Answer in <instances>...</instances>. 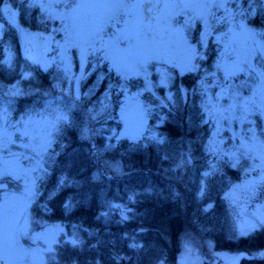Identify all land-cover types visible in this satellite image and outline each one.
Listing matches in <instances>:
<instances>
[{
	"label": "trees",
	"instance_id": "16d2710c",
	"mask_svg": "<svg viewBox=\"0 0 264 264\" xmlns=\"http://www.w3.org/2000/svg\"><path fill=\"white\" fill-rule=\"evenodd\" d=\"M6 1L27 33L55 42L61 37V21L50 18L54 13L46 7H30L29 0H0V109L13 121L35 112L45 117L52 110L64 112L70 121L59 126L47 147L41 162L46 172L30 208L33 218L64 228L46 264H68L73 258L76 264H177L180 237L188 228L212 238L217 250H264V228L230 238L233 222L226 219L224 193L238 179L235 168L219 164L200 194L212 160L206 154L211 128L196 91L200 71L175 72L171 99L162 88L141 96L149 107L152 136L117 139L122 128L118 109L139 80L122 79L107 62L92 56L82 70L77 47L69 52L74 71L69 80L57 65L42 67L26 55L19 31L4 16ZM254 20L259 27L260 18ZM11 85L19 91L15 96L6 95ZM73 238L78 245L69 243ZM133 242L142 247H129ZM241 264H264V259Z\"/></svg>",
	"mask_w": 264,
	"mask_h": 264
},
{
	"label": "snow or ice",
	"instance_id": "6c2138e0",
	"mask_svg": "<svg viewBox=\"0 0 264 264\" xmlns=\"http://www.w3.org/2000/svg\"><path fill=\"white\" fill-rule=\"evenodd\" d=\"M29 6L45 8L43 3ZM56 7L62 11L55 15L49 13V16L61 21L64 43L58 44V48L62 59L70 47H77L80 50L82 70L84 60L92 56L97 62H107L126 81L132 73L143 77L145 90L149 91L155 86L149 79V69H156L160 77L159 84L165 87L171 80L169 68L178 67L181 74L199 72L197 61L204 57L198 45L203 44L205 37L210 35L208 29L213 21L226 25L227 31L221 35L225 51L218 58L216 71L206 72L205 78L200 81L204 89L202 95L205 97L201 107L208 116L205 123L214 121L218 130L222 123L240 122L241 133L237 136L233 131L231 139L235 143L230 151L221 153L212 142L208 149L214 156L227 158L233 167L244 157L252 160L253 164L260 160V170L264 171V148L261 147L264 141H258V136H264V129L257 132L258 126L250 119L257 111L264 112V102L259 105L256 102L257 90L264 94V0H62ZM218 12L222 14L218 16ZM256 17L261 20L259 27L252 26L255 23L253 18ZM200 26H203L204 31L200 32L199 40L193 43L189 33L199 31ZM237 36L244 37L239 48L235 43ZM177 50L183 54L180 61L174 56ZM221 70L222 77L218 75ZM208 76L213 78L211 85L207 83ZM237 79L239 83H236ZM209 87L220 90L212 96L207 91ZM121 88L124 90L123 85ZM180 91L184 92L183 89ZM245 92L249 94L245 95ZM34 116L44 125L39 136L29 128V124L36 122ZM121 118H124L123 109ZM69 122L68 116L59 110H52L47 117L35 112L27 114L13 125L10 135L0 134V152L16 161L15 165H10L5 160L3 166H0V193H3L0 197V264H28V258L35 249L25 247L22 242L27 238L35 245L39 238L26 232L25 227L17 221L16 210L10 205L14 196L9 191V185L14 180L23 179L26 169L22 166V160L31 162L35 156H40L51 143V136L60 130L59 126ZM142 134L141 126L137 135ZM120 135L123 133L117 135V139ZM14 146L17 149H29L34 156H25L23 153L18 155L12 151ZM209 168L215 171L216 165L209 164ZM36 170V167L31 169L33 172ZM252 170L257 169L253 167ZM41 171L46 172V169L41 166ZM209 175L208 171L203 173L205 178ZM26 190L34 194V182L32 187L26 185ZM203 190L202 182L201 195ZM124 218L127 219V216L124 215ZM257 226L264 228V221L252 224L249 231ZM248 234L240 232L241 236ZM69 243L76 246L79 241L73 238ZM129 247L140 248L142 245L133 242ZM43 252L51 254V245L44 248ZM260 255L264 257V252ZM68 264H76L75 259H71Z\"/></svg>",
	"mask_w": 264,
	"mask_h": 264
},
{
	"label": "rangeland",
	"instance_id": "374dc122",
	"mask_svg": "<svg viewBox=\"0 0 264 264\" xmlns=\"http://www.w3.org/2000/svg\"><path fill=\"white\" fill-rule=\"evenodd\" d=\"M28 2L29 4L43 3L46 8L53 11L54 15L58 11H62V9L56 7V5L62 3V0H29ZM49 5L52 7H48ZM2 10L7 20L15 25L19 31L20 38L25 45V53L28 57L37 61V63H39L42 67H45V65H57L63 74H65V76L68 78V80L70 77L74 76V71L70 66L69 57V52L72 47L68 49L63 59L61 58L60 49L58 48V44L64 43L63 32L61 33L60 40L57 38V41L55 42H52L51 40L49 41V39H51L49 36L44 38L43 35L30 32L27 33L22 30L17 25V14L8 1L2 5ZM221 14L222 13L220 12L217 13L218 16ZM1 31L2 24L0 23V35ZM202 31H204L203 26H200L199 31H191L189 33V39L193 43H196V41L199 40L200 32ZM208 31L210 32V35L205 37L203 44L198 45L199 52L204 57L202 60L197 61L200 65L201 72L200 79L197 82V85H199L198 89L196 87V91L200 92V106L202 101L205 100V97L202 95L204 89H202L200 81L205 78L206 72L212 73L216 71L215 65L218 62V58L220 57L221 53L225 51V42L221 40V35L223 32L227 31V26L216 24L213 21ZM195 35L197 37L196 40H194ZM243 42V36L235 37L237 48H239ZM174 56L177 61H180L183 54L177 50L174 53ZM149 71L151 73L149 79L155 85L150 91L145 90V82L143 77H137L134 73L131 74L130 79L137 78L139 80V85H137L131 94L126 96V98L123 100L124 102L121 103L120 108L118 109V119L122 123V128L119 130L117 135L123 133V135H120L119 137L126 136L130 139H138L144 136H152V131L149 130V107L145 105V101L141 98V96L146 92H153L155 94L157 93L158 89L162 88L165 95L169 98V96H171L170 87L172 86L176 77L175 74L178 73L180 76H183L185 74L191 73L185 72L184 74H181L178 67L175 69L169 68L168 71L171 76V80L168 86L165 87L159 84L160 77L156 69L152 68L149 69ZM218 75L223 76V70H221ZM239 82L240 80L237 79L236 83ZM207 83L209 85L213 83V78L211 76L207 77ZM253 87L258 88L257 85H253ZM6 88V95L8 96H15L19 93L17 86L15 85H11ZM219 90V88L212 87L207 89L209 94L212 96L219 92ZM137 93L140 94L137 95ZM248 94L249 93L245 92V95ZM256 102L258 105L264 102V94H262L259 90H257ZM225 103L227 102L225 101ZM122 109L124 113L123 119L121 118ZM143 109H146V111H142ZM202 111L204 112L203 108ZM10 117L11 116L9 112L5 111V109H0V134L5 136L10 135L13 132L12 126L20 122L22 119L21 118L19 120L13 121L10 120ZM205 117L208 120V116L206 114ZM250 119L254 122V125L258 126L257 132H259L260 129H264V112L257 111L256 114L250 117ZM34 120L36 122L29 124V128H31L34 133L39 136L42 134L44 125L39 122L38 117H34ZM208 125L211 129L207 135L206 154L210 155V158L212 159L211 164L216 165L215 171L220 169L219 164L222 165L223 163H228L230 167L235 168L238 171V179L234 182H231L224 193V197L228 203L226 219L229 222H233V231L232 235H230V238L233 237L232 239L235 240L240 237H245L240 235L241 231L249 232L248 235H250L262 229L261 227L257 226L254 230L249 231L252 224L256 223L257 221H264V171L260 170V160H256L255 164H253L252 160L244 157L240 159L237 166L233 167L232 162L228 161L227 158H221V156H214L210 154L208 149L210 142H212L214 147L219 149L221 153L231 150L232 144L235 143V141L231 139L233 131L237 136H239L241 133L240 122H236L234 124L222 123L218 130L214 121L208 122ZM141 126L143 129V134L138 136L137 132L141 129ZM246 127L247 125H245V128ZM55 134L56 132L51 136V142L54 140ZM258 141H264V136H258ZM49 145L50 144L46 146V149L40 156H35L31 162L27 159L22 160V166L24 169H26V171L23 173V179L14 180L9 185V191L14 196V198L10 201V205L16 210L17 221L21 226L25 227L26 232H29L33 237H39L35 245H33L32 241L28 240L27 238L22 242L24 243L25 247L31 246L35 249V251L28 258V264H46L50 254L43 252V249L51 245V248L54 252V247L58 239L64 234V228L61 224L48 222L40 218H33V215L30 211L31 205L36 197V193L38 192L39 180L44 176V171H41V162L45 161L47 147ZM261 147L264 148V145H261ZM12 151L17 152L18 155L23 153L25 156H34V153L29 149H17L14 146ZM0 157H3V159H0V166H3L5 160H8L10 165L16 164V161L8 159L7 155L3 152H0ZM33 167L37 168L35 172L31 171ZM253 167H256L257 170L253 171ZM206 171L210 173L213 172L209 167ZM205 180L206 178L203 176L201 179V184L203 182L204 185ZM33 182L34 194L26 190V185L28 187H32ZM180 240L181 250L178 255L177 264H225L236 254L226 250H217L212 238L201 236L191 228L186 229L181 234ZM263 251L264 250L254 252L252 255H259Z\"/></svg>",
	"mask_w": 264,
	"mask_h": 264
},
{
	"label": "water",
	"instance_id": "95a60500",
	"mask_svg": "<svg viewBox=\"0 0 264 264\" xmlns=\"http://www.w3.org/2000/svg\"><path fill=\"white\" fill-rule=\"evenodd\" d=\"M255 258L260 259V260L264 259V257H262L260 254L255 257L251 255L250 253H248L247 251H239L225 264H241L244 260L248 261V260H253Z\"/></svg>",
	"mask_w": 264,
	"mask_h": 264
}]
</instances>
